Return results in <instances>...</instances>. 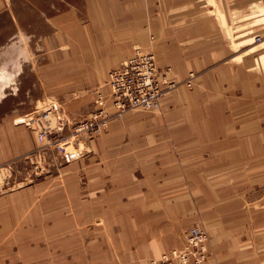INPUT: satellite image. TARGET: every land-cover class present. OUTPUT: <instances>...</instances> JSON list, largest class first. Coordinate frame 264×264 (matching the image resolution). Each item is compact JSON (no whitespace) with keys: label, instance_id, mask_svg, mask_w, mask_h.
Instances as JSON below:
<instances>
[{"label":"rangeland","instance_id":"rangeland-1","mask_svg":"<svg viewBox=\"0 0 264 264\" xmlns=\"http://www.w3.org/2000/svg\"><path fill=\"white\" fill-rule=\"evenodd\" d=\"M93 21L87 0H0V264H151L154 258L147 262L150 248L137 250L134 236L150 233L152 189L175 194L165 188L166 169L152 171L169 167L174 158L168 155L184 150L166 123L168 115L160 110L168 91L181 82L171 79L177 84L153 110L131 109L108 122L109 126L122 119V131L129 128L122 135L127 157H108V152L119 149L118 140L106 134L108 126L98 134L78 133L75 127L90 117L98 93L109 92V71L93 78L65 77L71 74V61L84 59L68 56L69 41L74 49L85 48L87 36L92 39L95 34ZM254 41L263 42L264 36ZM159 67L168 76L170 69ZM194 78L191 86L184 81L187 89ZM48 109L51 115L43 120L51 143L42 145L33 120ZM61 113L66 120H59ZM151 119L159 121L157 136L145 135L150 123L141 136L135 123ZM151 151L160 157H132ZM234 178L235 185L233 177L218 176L217 181L232 187L225 193L238 187L240 197L248 187L246 176ZM252 183L249 201L254 217L247 228L239 225L245 228L238 229L239 238L230 247L240 253L221 254V264L229 256L235 258L232 264H264V175L255 176ZM190 193L196 213L200 192ZM206 212L211 210L207 207ZM195 222L186 229L194 225L204 229Z\"/></svg>","mask_w":264,"mask_h":264},{"label":"crops","instance_id":"crops-1","mask_svg":"<svg viewBox=\"0 0 264 264\" xmlns=\"http://www.w3.org/2000/svg\"><path fill=\"white\" fill-rule=\"evenodd\" d=\"M87 7L94 15L95 34L92 39L87 36L85 48L74 49L69 41L68 56L84 59L71 61V74L65 77H96L95 73L119 66L141 47L155 54L159 66L170 69V79L181 82L167 92L159 108L168 115L166 123L177 133L175 141L184 143V150L168 155L174 158L169 167L152 171L166 169L165 188L175 194L152 189L150 233L134 236L136 249L150 248L149 262L182 247L186 228L198 221L195 224L210 233L212 263L221 264V254H239L230 247L239 238L238 229L247 228L254 217L250 188L255 176L264 175V41H254L264 36V0H87ZM190 71L196 77L187 89L183 83ZM60 117L66 120L64 113ZM111 123L106 134L118 140L119 149L108 152V157L122 160L127 157L122 153V135L129 132V124L122 131V119ZM148 123L145 135L157 136L158 120H140L134 127L142 136ZM132 155L160 157L154 151ZM238 175L246 176L245 193L239 197L238 187L225 193L232 187H225L217 177H233L235 185ZM193 190L200 192L196 213ZM207 207L211 212H206ZM243 223L245 227H240ZM234 259L229 256L223 264Z\"/></svg>","mask_w":264,"mask_h":264},{"label":"built area","instance_id":"built-area-1","mask_svg":"<svg viewBox=\"0 0 264 264\" xmlns=\"http://www.w3.org/2000/svg\"><path fill=\"white\" fill-rule=\"evenodd\" d=\"M195 76V72L191 71L185 83L191 86ZM107 82L110 88L109 96H104L102 92L98 93L96 107L89 118L77 124L76 132L98 134L108 126L112 118H120L128 110L135 108L152 110L160 105L163 95L177 84L159 67L155 54L140 47H136L131 57L118 67L110 69ZM50 111L51 109H48L46 114L40 113L33 120L37 122L38 126L35 129L42 145L51 143L48 138L49 126L43 120ZM208 241L206 230L197 225L191 226L185 232V245L182 248L170 249L158 258L151 259L150 263L215 264L210 259Z\"/></svg>","mask_w":264,"mask_h":264},{"label":"bare ground","instance_id":"bare-ground-1","mask_svg":"<svg viewBox=\"0 0 264 264\" xmlns=\"http://www.w3.org/2000/svg\"><path fill=\"white\" fill-rule=\"evenodd\" d=\"M143 50H145V49H143ZM149 51H151V50H149ZM152 52V51H151ZM131 57V56H130ZM129 57V58H130ZM127 60V59H126ZM157 60V59H156ZM110 71V70H109ZM109 73V72H108ZM108 81V74H107V80H106V82ZM107 85H108V82H107ZM108 87H109V85H108ZM103 93V95L104 96H106V97H108L109 96V94H110V88H109V92H107V93H104V92H102ZM50 115H51V111L45 116L46 117V119L47 118H49L50 117ZM43 117V116H42ZM203 193V192H202ZM207 234H208V232H207ZM208 236H209V234H208ZM208 246H209V241H208ZM210 250V249H209Z\"/></svg>","mask_w":264,"mask_h":264}]
</instances>
